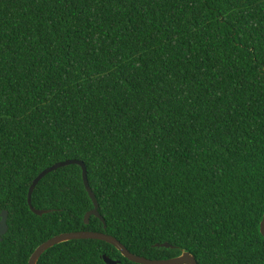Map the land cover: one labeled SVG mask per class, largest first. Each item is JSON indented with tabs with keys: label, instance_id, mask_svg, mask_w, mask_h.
Returning a JSON list of instances; mask_svg holds the SVG:
<instances>
[{
	"label": "trees",
	"instance_id": "1",
	"mask_svg": "<svg viewBox=\"0 0 264 264\" xmlns=\"http://www.w3.org/2000/svg\"><path fill=\"white\" fill-rule=\"evenodd\" d=\"M50 172L32 194L38 175ZM0 264L56 235L264 264V0H0ZM168 242L174 247L156 246ZM140 264L75 239L38 264Z\"/></svg>",
	"mask_w": 264,
	"mask_h": 264
},
{
	"label": "water",
	"instance_id": "2",
	"mask_svg": "<svg viewBox=\"0 0 264 264\" xmlns=\"http://www.w3.org/2000/svg\"><path fill=\"white\" fill-rule=\"evenodd\" d=\"M71 164H78L82 167L85 186H86L87 191L89 192V194H90V196H91V198L95 204L94 209L89 211L86 215V218H85L86 223L88 224L90 222V217L92 215H94V216L100 218L104 222V225L106 228L107 227L106 221H105L104 217L99 212L98 200H97V198H96V196H95V194H94V192L90 186L86 164L83 161L77 160V159H70V160L58 162V163L54 164L53 166L46 168L44 171H42L38 175V177H36V179L34 180L32 186L30 188V191H29L28 202H29L31 210L34 213H36L37 215H43V214L50 212V210L37 209L33 206V204H32L33 191H34L35 187L38 185V183L40 182V180L42 178H44L47 174H49L52 171L57 170L58 168L68 166ZM8 214H9L8 210H3L0 213V242L3 240V236L9 230ZM261 233L264 235V218L261 222ZM75 239H97V240L105 241V242L110 243L113 246H115L121 252V254L124 257H126L127 259H129L133 262H136V263H140V264H198V261H197L195 255H193L189 251H184L181 255H179L177 257L168 258V259H150V258L141 256V255H136V254L132 253L116 237H114V236H112L106 232H99V231L95 232V231H89V230L62 233V234L54 236L53 238H51V239L47 240L46 242H44L43 244H41L34 251V253L32 254V256L29 260V264H38L42 255L48 249L52 248L53 246L58 245V244L63 243V242H66V241L75 240ZM156 246L174 247L172 244H170L168 242H165L162 244L158 243V244H156ZM102 258L104 259V261L107 264H118L120 262L119 260L112 259L107 254L102 255Z\"/></svg>",
	"mask_w": 264,
	"mask_h": 264
}]
</instances>
